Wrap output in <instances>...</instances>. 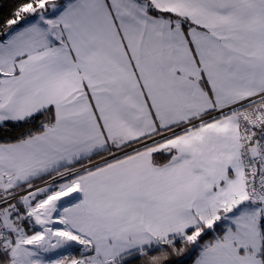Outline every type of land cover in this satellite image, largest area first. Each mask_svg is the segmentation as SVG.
<instances>
[{"label":"snow or ice","instance_id":"obj_1","mask_svg":"<svg viewBox=\"0 0 264 264\" xmlns=\"http://www.w3.org/2000/svg\"><path fill=\"white\" fill-rule=\"evenodd\" d=\"M0 264H264V0H0Z\"/></svg>","mask_w":264,"mask_h":264}]
</instances>
